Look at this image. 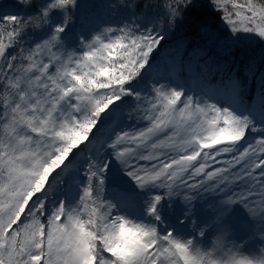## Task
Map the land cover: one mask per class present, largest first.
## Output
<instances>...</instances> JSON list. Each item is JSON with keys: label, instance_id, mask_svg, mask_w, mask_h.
I'll return each instance as SVG.
<instances>
[{"label": "snow or ice", "instance_id": "obj_1", "mask_svg": "<svg viewBox=\"0 0 264 264\" xmlns=\"http://www.w3.org/2000/svg\"><path fill=\"white\" fill-rule=\"evenodd\" d=\"M31 6L34 0H18ZM192 0H163L168 21ZM234 31L264 36V0H214ZM76 0H35L31 15L0 21V264H264L229 246L226 230L210 246L153 223L115 215L104 199L107 165L91 161L78 202L49 207L54 174L91 143L102 117L132 95L128 85L148 63L160 39L134 28L105 29L67 51L63 36ZM61 23H55L58 15ZM47 27L33 47L20 46L26 30ZM16 48V52L10 51ZM137 109L144 127L118 131L107 143L141 189L190 195L223 193L264 218V137L243 149L250 121L229 109L154 88ZM140 99L139 96H137ZM164 195L146 201L159 220ZM219 219V217H218ZM200 237L206 229L200 228ZM264 251V250H262Z\"/></svg>", "mask_w": 264, "mask_h": 264}, {"label": "trees", "instance_id": "obj_2", "mask_svg": "<svg viewBox=\"0 0 264 264\" xmlns=\"http://www.w3.org/2000/svg\"><path fill=\"white\" fill-rule=\"evenodd\" d=\"M162 2L76 0L75 7L71 9V19L63 36V47L67 51L82 54L85 49L81 47V42L92 40L94 29L102 34L103 29L108 27L117 30L134 28L138 34L152 32L162 39L150 54L141 74L128 85L132 95L112 106L102 117L91 143L76 151L74 161L58 171L51 181L52 187L47 194L50 208L55 194L73 180L75 170L80 171L85 167L87 156L96 163L103 157L111 135L120 130L132 131L145 126L147 122L138 118L140 113L137 109L144 97H152L150 91L159 80L188 76L192 81L200 75L209 97L215 100L221 94L226 109H232L236 114L240 107L251 113L256 108L264 109V39L255 32L234 31L214 0H192L171 21H168ZM34 8L35 0L31 6L21 5L18 0H0V21L7 15H31ZM62 21V14L54 19L55 23ZM48 30L47 27L26 30L20 38V46H35L45 38ZM10 51L14 53L17 49ZM232 81H236L237 85L231 99L227 83ZM75 165L78 166L74 168ZM57 184L60 185L58 191ZM147 192L156 195L162 190L149 188ZM197 193L196 202L201 203L206 194L204 191L200 195Z\"/></svg>", "mask_w": 264, "mask_h": 264}, {"label": "rangeland", "instance_id": "obj_3", "mask_svg": "<svg viewBox=\"0 0 264 264\" xmlns=\"http://www.w3.org/2000/svg\"><path fill=\"white\" fill-rule=\"evenodd\" d=\"M90 15L89 13L88 16ZM105 29H103L102 34L111 35L110 33H105ZM98 34H100L98 30L94 29L92 36L95 37ZM255 35L263 38V36L258 33ZM204 82L203 77L200 75L196 76L192 81L188 76L181 79L170 77L166 80H159L153 87V91H150V96L155 95L154 88L163 86L165 90L175 89L182 92L185 100L192 98L202 106L214 104L220 109H226L221 101L223 96L219 94L220 97H216L215 100L213 97L210 98L207 86ZM227 84L230 91L228 95L232 99L233 91L237 83L236 81H232ZM231 111L233 112L232 109ZM234 114L242 118L247 117L251 122L246 138L239 145L240 149L264 137V109L256 108L253 110V113H251L244 107H240L237 114ZM126 126L127 124L125 123V127ZM113 136L114 134L111 135L108 140H111ZM74 157L75 156L72 155L66 165L72 163ZM86 158L85 167L80 171L75 170L77 172L71 183L69 182L64 189L55 194L52 199L53 202H51V208L61 202H66L69 207L78 202L83 188L88 183L86 172L87 166L91 162V157L87 156ZM76 162L78 163L77 160ZM96 164L100 166L107 165V171L103 175V196L106 201H111L115 205V215L125 216L127 219L136 223H153L156 224L162 232L174 231L176 235L184 238L195 236L196 240L204 247L210 246L212 239L220 230H226L228 232L227 240L229 246H235L236 251L241 255L252 259L264 255V251H262L264 250V218L252 217L248 210L238 202L231 205L225 204L224 200L227 198L223 193L204 191L206 197L199 203L196 202V193L190 194L193 195L194 198L191 201H187L185 200L183 192H181V194L169 196L166 194L165 190H162V192L156 194L164 195V199L161 201L158 208L160 219L157 220L155 217L149 216L146 212V201L155 195L147 192L148 189H141L136 183H133L135 181L127 174L124 165L116 159L111 149L106 148L103 157ZM76 166L78 165L74 167ZM56 174H54L53 179ZM64 179H67V177ZM118 185L126 188H122ZM58 186L60 185L57 184V191L59 190ZM54 191L55 190H51L50 192ZM200 192L202 191H198L197 195H200ZM234 215L236 218L233 217ZM240 220L247 221L246 227L240 228L238 224ZM249 227H252V231ZM200 228L206 229L204 237H200L199 235L198 230Z\"/></svg>", "mask_w": 264, "mask_h": 264}, {"label": "water", "instance_id": "obj_4", "mask_svg": "<svg viewBox=\"0 0 264 264\" xmlns=\"http://www.w3.org/2000/svg\"><path fill=\"white\" fill-rule=\"evenodd\" d=\"M260 35V34H259ZM262 36V35H261ZM264 37V36H263Z\"/></svg>", "mask_w": 264, "mask_h": 264}]
</instances>
